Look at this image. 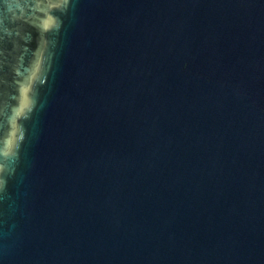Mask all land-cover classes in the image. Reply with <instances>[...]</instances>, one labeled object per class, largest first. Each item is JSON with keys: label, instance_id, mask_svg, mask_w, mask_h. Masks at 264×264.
<instances>
[{"label": "water", "instance_id": "water-1", "mask_svg": "<svg viewBox=\"0 0 264 264\" xmlns=\"http://www.w3.org/2000/svg\"><path fill=\"white\" fill-rule=\"evenodd\" d=\"M0 264H264V0H0Z\"/></svg>", "mask_w": 264, "mask_h": 264}]
</instances>
